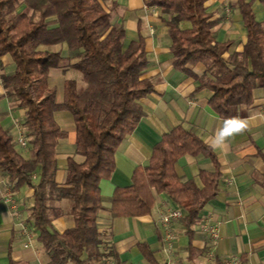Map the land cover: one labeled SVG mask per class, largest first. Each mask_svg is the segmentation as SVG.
Segmentation results:
<instances>
[{"label": "trees", "instance_id": "1", "mask_svg": "<svg viewBox=\"0 0 264 264\" xmlns=\"http://www.w3.org/2000/svg\"><path fill=\"white\" fill-rule=\"evenodd\" d=\"M102 1L26 0V7L19 10L21 0H0V56L10 55L16 65L14 73L2 75L5 93L0 99L7 97L14 110H26L22 124L31 151L26 158L17 149L0 111V169L14 190L34 189L31 216L47 264H124L101 238L98 220L106 206L100 184L114 173L116 152L136 130L144 114L140 101L154 92L155 81L145 77L150 66L146 38L128 41L124 25L113 21ZM254 2L232 4L248 33L243 49L231 52L234 41L216 39L219 22L213 20L208 0L148 1L162 8L174 68L198 82L196 93L211 91L210 108L226 120L244 116L243 109L254 103V90L264 87V22L257 19ZM184 21L188 27L182 26ZM64 43L72 61L68 66L82 73L85 86L67 79L64 99L58 102L50 73L66 57L48 47ZM190 65H202L203 72ZM58 111L73 115L76 149L86 158L83 163L68 158L63 185L56 180L57 146L68 133L55 118ZM186 155H203L213 163L212 171L200 170L201 185L194 179L184 181L177 172L176 164ZM221 177L213 148L178 125L153 147L148 164L134 169L132 184L115 188L108 210L116 218L145 216L152 212L156 193H165L185 210L182 221L192 238L202 210L219 193ZM64 200L71 203L69 214L75 224L59 232L52 222L63 211L54 203ZM139 248L157 264L147 243H139ZM203 252L196 249V256Z\"/></svg>", "mask_w": 264, "mask_h": 264}, {"label": "crops", "instance_id": "2", "mask_svg": "<svg viewBox=\"0 0 264 264\" xmlns=\"http://www.w3.org/2000/svg\"><path fill=\"white\" fill-rule=\"evenodd\" d=\"M21 0L19 10L26 7ZM149 0H103L104 7L113 15V21L122 23L128 41L146 38L150 66L145 77L155 81V90L141 99L143 116L136 130L128 135L116 152V169L110 179L102 180L101 192L106 208L99 214L101 238L105 245H111L120 255L124 264H154L139 248V243H147L157 264H264V87L254 90V103L243 109L244 116L226 120L219 117L209 106L212 92L204 89L196 93V82L186 73L176 70L171 55V39L168 27L163 21L162 8L148 4ZM237 0H208L213 20H218L215 30L217 41H234L231 52L241 51L247 40V28L239 10L232 7ZM253 9L259 21L264 22V2L255 0ZM52 51H62L66 57L59 71L50 73V86L74 79L84 87L82 73L68 66L69 49L66 43L48 47ZM228 55V54H227ZM202 73V65L189 66ZM16 69L10 55L0 56V95L5 93L2 75L12 74ZM54 78V79H53ZM57 80V83L52 82ZM57 101L62 102L57 90ZM3 126L13 135L17 149L18 139L28 137L22 124L25 109L14 110L7 97L0 99ZM55 118L68 136L59 140L57 158L59 170L56 180L64 184L67 175V160L74 158L83 163L86 158L76 149V131L73 115L68 111H58ZM235 122L243 126L239 132L230 131L222 135L226 125ZM178 125L195 132L216 152L222 167L219 193L201 212V218L193 227L192 238L186 233L181 220L173 222V238L168 247L166 228L162 215L178 205L165 193H156L152 212L141 217L116 218L108 210L114 190L118 186L132 184L134 169L148 164L153 147L161 141L166 132ZM21 147V148H20ZM31 156L26 158H30ZM176 169L184 181L194 179L201 185L200 170L212 171L213 163L203 155H186L180 158ZM36 179V178H35ZM34 189L23 186L12 188L9 176L0 169V264H47L39 231L31 216ZM63 213L53 219V227L63 232L74 226V218L69 214V201L54 203ZM210 216L218 225L220 239L213 246L200 223ZM191 239V240H190ZM190 241L193 250L190 249ZM196 249L202 254L196 256Z\"/></svg>", "mask_w": 264, "mask_h": 264}, {"label": "built area", "instance_id": "3", "mask_svg": "<svg viewBox=\"0 0 264 264\" xmlns=\"http://www.w3.org/2000/svg\"><path fill=\"white\" fill-rule=\"evenodd\" d=\"M18 143L23 147H26L28 145V142L23 135L18 139ZM184 215H185V210L180 206L172 207L162 215L161 221L166 228L165 236L169 248H170L171 240L173 238L170 227L173 224V222L181 220L184 217ZM200 228L206 233L208 239H210L213 246L219 241L220 231L218 225L212 220L210 216H208L206 220L200 223Z\"/></svg>", "mask_w": 264, "mask_h": 264}, {"label": "rangeland", "instance_id": "4", "mask_svg": "<svg viewBox=\"0 0 264 264\" xmlns=\"http://www.w3.org/2000/svg\"><path fill=\"white\" fill-rule=\"evenodd\" d=\"M182 26L183 27H188L189 26V23L188 22H182ZM50 50H52V49H50ZM59 71V68H56L54 71H53V75L56 73V72H58ZM75 72H77L78 73V70H75ZM54 79V78H53ZM54 81H55V83H54ZM54 84H56L57 83V80H53L52 81ZM57 90H58V95H59V98H60V100H61V97L64 95V85H63V83H59L57 86ZM80 88H83V87H80ZM21 148V147H20ZM19 151L21 152L22 150L21 149H19ZM25 157H29V155L31 156V153H29V151L27 150H24L23 152H21Z\"/></svg>", "mask_w": 264, "mask_h": 264}, {"label": "clouds", "instance_id": "5", "mask_svg": "<svg viewBox=\"0 0 264 264\" xmlns=\"http://www.w3.org/2000/svg\"><path fill=\"white\" fill-rule=\"evenodd\" d=\"M242 125L237 127L235 126V122H230L228 125H226L224 131L222 132V135L230 134V131L239 132L242 130Z\"/></svg>", "mask_w": 264, "mask_h": 264}]
</instances>
